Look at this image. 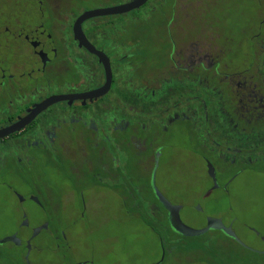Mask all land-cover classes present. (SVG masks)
I'll use <instances>...</instances> for the list:
<instances>
[{
  "label": "flooded vegetation",
  "instance_id": "flooded-vegetation-1",
  "mask_svg": "<svg viewBox=\"0 0 264 264\" xmlns=\"http://www.w3.org/2000/svg\"><path fill=\"white\" fill-rule=\"evenodd\" d=\"M121 1L118 5L132 0ZM32 2L40 23L27 26L8 20L11 25L0 27V48L13 52L18 47L28 60L16 64L0 56V129L25 118L36 104L53 95L85 94L106 83L98 56L80 47L74 36V24L86 12L80 7L85 2L76 0V7L66 11L62 20L51 0ZM179 2L149 0L129 13L84 22L88 41L110 60L109 92L93 100L56 103L21 132L0 140H11V150L0 152L1 173L4 167V173L21 178L28 193L21 197L12 192L21 206L28 200L46 215L44 229L55 241L67 237L61 229L50 230L51 215L75 205L87 212L90 201L101 192L120 197L130 211L140 208L151 193L156 199L148 205L149 212L156 217L169 215L170 203L183 208L154 187L155 170L166 154L162 139L175 127L185 133L181 138L188 148V162L205 168L210 184L204 197L213 192L228 196L229 186L244 172L264 176V37L256 32L247 39L248 46H230L208 18V1L201 26L196 31L187 29L184 22L189 14L179 16ZM168 6L170 13L165 11ZM155 14L156 27L163 28L171 43L168 62L158 63L157 70L156 64L137 66L134 58L137 38H146L149 32L140 21ZM181 16L184 22L178 21ZM121 35L124 44L119 42ZM246 46L254 63L235 69L230 58ZM121 101L123 106L118 107ZM148 178L152 186L146 185ZM218 219L227 228L233 226ZM32 233L28 250L36 249L31 244L41 234Z\"/></svg>",
  "mask_w": 264,
  "mask_h": 264
},
{
  "label": "rangeland",
  "instance_id": "rangeland-1",
  "mask_svg": "<svg viewBox=\"0 0 264 264\" xmlns=\"http://www.w3.org/2000/svg\"><path fill=\"white\" fill-rule=\"evenodd\" d=\"M32 1L35 0H0L1 29L11 25L6 22L8 20L20 21L27 26L40 23ZM80 1L85 2L80 6L82 12L122 2L117 0L103 4L113 0ZM207 1L211 10L209 20L215 24L214 28L222 40H229L230 46L247 45V39L256 32L264 37V0H180L178 14H189V19L184 22L181 16L178 21H183L185 28L196 31L197 26L202 24L200 18L203 8H207ZM51 2L59 20L63 19L66 11L76 7V0ZM215 3L217 5L213 6ZM165 11L170 13V7ZM193 16L197 20L196 25ZM191 19L192 24L189 22ZM59 34L55 29V35ZM163 36L170 41L169 35ZM93 44L100 48L94 41ZM247 46L230 58L235 69L242 70L254 63L251 48ZM164 47L158 48L163 55L168 51ZM0 56L16 64L28 62L18 47L13 52L0 48ZM262 73L264 75V70ZM162 89L157 93L161 94ZM117 106L122 107L123 102ZM167 135L162 139L166 154L160 167L155 170L154 187L174 203L184 205L178 213L179 222L192 229L204 228L210 218H221L225 224L232 222L231 229L240 241L258 251L257 254L241 247L217 229L200 236L186 237L179 236L171 226L172 230L168 229L165 233L170 241L165 244L141 215L149 218L146 215L150 210L148 205L156 199L151 193L140 208L137 207L139 204H134L137 208L131 211L123 206L120 197L101 192L94 197V201L89 199L87 212L78 210L75 205L74 208L68 206L65 211L53 213L50 230L61 229L67 237L65 241H55L50 237V232L44 229L46 215L28 200L21 206L19 198L12 192L15 190L22 197L28 193L27 186L21 178L4 173V167L1 173L0 167V241L6 240L0 243V264H264V254L260 253L264 251V176L244 172L229 186L228 196L213 192L211 197H204L210 183L204 176L205 168L201 163L194 166L188 162V148L183 143L185 138H181L185 133L183 135L180 128L175 127ZM10 142L0 143V152L8 153L11 150ZM149 173L147 175L151 176ZM152 184L153 181L148 178L146 185ZM223 200L222 205H215L216 201ZM137 212H141L140 216ZM165 222L171 223L170 214L166 215ZM34 230L41 234L31 244L36 249L28 250L26 244L29 245L27 241L34 238ZM16 238H19L18 242L14 241Z\"/></svg>",
  "mask_w": 264,
  "mask_h": 264
},
{
  "label": "water",
  "instance_id": "water-1",
  "mask_svg": "<svg viewBox=\"0 0 264 264\" xmlns=\"http://www.w3.org/2000/svg\"><path fill=\"white\" fill-rule=\"evenodd\" d=\"M149 0H132L129 3L118 5L114 7L108 8H100L91 11L84 12L75 22L73 30L75 39L79 42L80 47L86 48L90 53L98 56L100 63L103 64L106 74V83L101 88L88 92L85 94H66V95H53L48 99L44 100L40 104H36L33 109L30 110V113L25 118L20 119L17 123L12 124L8 127L0 129V140L4 139L12 134L17 132H21L28 124H30L41 112L46 110L48 107L63 101H69L70 103L74 100H93L107 94L111 88L113 81L112 68L110 64V60L106 54L98 51L87 39L84 31H83V23L87 20L103 17V16H111V15H121L125 13H129L131 11L137 10L144 6ZM161 197V196H160ZM168 208L170 209V219L173 228L177 233L186 237H195L205 234L210 229L223 230L228 236L233 237L240 245L244 248L252 250L254 252H258L256 250L248 248L245 244H243L231 227L227 228L220 219H209L207 221V225L201 229H192L185 227L179 222L178 213L180 211L179 206H172L168 204ZM14 240V239H13ZM19 238H16V242H18ZM6 240L0 241V243L5 242ZM264 254L263 252H260Z\"/></svg>",
  "mask_w": 264,
  "mask_h": 264
},
{
  "label": "trees",
  "instance_id": "trees-1",
  "mask_svg": "<svg viewBox=\"0 0 264 264\" xmlns=\"http://www.w3.org/2000/svg\"><path fill=\"white\" fill-rule=\"evenodd\" d=\"M100 22H102V21H100ZM140 23L145 24V26L149 32L147 35H145L146 38H140V39L137 38L139 40L137 42L139 49L134 56L135 62L137 63V66H139V67L148 66L149 68L155 67V64H156V70H157L158 63H160V66H162L164 63L168 62L169 55H170L169 50H170L171 43L166 37L163 36V35H166L163 33V28L162 27H156V14L154 15V17H151L148 21H145L144 19H142L140 21ZM106 24L107 23H105V25ZM155 31H156V35H155ZM119 42L122 44L125 43L124 35H121L119 37ZM165 45H168V46L164 47ZM163 47L168 48V51L165 52L164 55L158 51V48H163ZM142 48H144L145 51ZM160 68H163V67H160ZM141 215L143 216L144 219L146 218L144 221H146L147 225L150 226L155 232H157V234L161 237L162 241H164L165 244H166V242L170 241L169 236L167 234L165 235V233L168 229L172 230V227H171L172 223H170V222L166 223L165 222L166 221V214L165 215L161 214V215H159V217H156V215H153L148 211L146 215H148L149 218L144 216L145 214H141ZM178 235L182 236L179 233H178ZM238 245H240V244L238 243ZM240 246L243 247L242 245H240ZM249 251L251 253L257 254V252H254L252 250H249ZM242 264H261V263L245 262Z\"/></svg>",
  "mask_w": 264,
  "mask_h": 264
}]
</instances>
